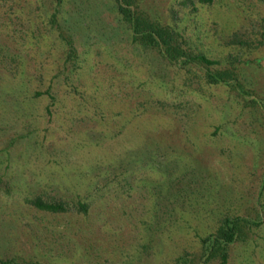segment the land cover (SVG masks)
<instances>
[{
  "label": "rangeland",
  "instance_id": "obj_1",
  "mask_svg": "<svg viewBox=\"0 0 264 264\" xmlns=\"http://www.w3.org/2000/svg\"><path fill=\"white\" fill-rule=\"evenodd\" d=\"M136 4L215 62L133 41L112 0H0V264H168L223 214L257 221L225 264H264V0Z\"/></svg>",
  "mask_w": 264,
  "mask_h": 264
},
{
  "label": "trees",
  "instance_id": "obj_2",
  "mask_svg": "<svg viewBox=\"0 0 264 264\" xmlns=\"http://www.w3.org/2000/svg\"><path fill=\"white\" fill-rule=\"evenodd\" d=\"M116 12L119 14L129 28L130 37L133 41L142 44V46L151 47L157 50L158 54L169 61L178 63L179 66L191 61H201L209 64L215 62L208 58L204 53H193L183 46L182 41L178 39L179 33L172 25L161 23L156 18H149L141 10L137 9L136 0H112ZM186 0H183V2ZM192 2L193 0H187ZM201 3L210 0H198ZM54 16V13L51 17ZM67 50L65 57L75 66L76 53L72 47L71 41L65 40ZM74 60V61H73ZM71 69V68H70ZM204 78L207 82L229 83L233 75L229 70H216L215 72H204ZM34 207L46 211L56 212L63 210L76 209L81 212L87 210L85 201L76 200H57L44 199L35 195L28 200ZM257 224L256 220H251L241 215H221L214 227L206 233L198 236L199 252L183 251L176 255L168 264H207L210 260L217 258L218 264H225L227 259V248L235 239L244 235L245 228L248 225Z\"/></svg>",
  "mask_w": 264,
  "mask_h": 264
}]
</instances>
